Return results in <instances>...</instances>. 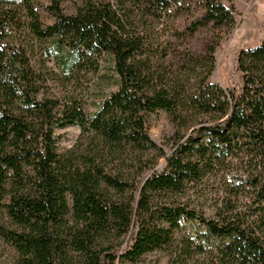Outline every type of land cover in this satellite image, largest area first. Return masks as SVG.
Instances as JSON below:
<instances>
[{"label": "trees", "instance_id": "trees-1", "mask_svg": "<svg viewBox=\"0 0 264 264\" xmlns=\"http://www.w3.org/2000/svg\"><path fill=\"white\" fill-rule=\"evenodd\" d=\"M64 1L50 0L53 21L45 25L35 0H0V237L16 253L12 264H139L153 252L170 264H264V172L256 208L241 216L210 220L154 201L180 193L235 151L264 162V38L237 54L239 93L207 84L211 48L191 95L184 81L158 70L140 28L146 16L159 22L162 11L183 0H81L73 15L62 11ZM199 23L231 25L233 10L204 0ZM49 58L56 72H45ZM54 80L98 98L94 112L86 114L73 94L64 102L43 96ZM157 111L173 127L169 155L146 129ZM191 124L200 125V135L185 134ZM68 126L87 140L79 155L56 152L54 132ZM161 158L165 167L157 171ZM187 229L177 242L175 233ZM127 235L118 253L114 243Z\"/></svg>", "mask_w": 264, "mask_h": 264}, {"label": "rangeland", "instance_id": "rangeland-1", "mask_svg": "<svg viewBox=\"0 0 264 264\" xmlns=\"http://www.w3.org/2000/svg\"><path fill=\"white\" fill-rule=\"evenodd\" d=\"M99 2H114L115 0H93ZM35 8L43 24H51L53 18L47 11L50 0H35ZM226 8L233 10V23L228 26H216L213 23H199L204 14V0H183L172 2L161 12L160 21H152L146 16L141 22V29L147 31L150 52L156 53L157 68L166 79L181 80L186 85V91L191 95L197 94L201 74L206 72L209 50H214L215 60L213 71L207 84H215L227 95L230 92L239 93L243 86L242 73L237 70L236 58L241 50L259 46L264 38V0H222ZM81 0H65L61 4L62 11L73 15L81 6ZM136 14H139L135 12ZM218 44V45H216ZM40 62L39 57L34 58ZM46 73L56 72L53 59H44ZM39 67V64L35 66ZM81 76L82 73H81ZM84 83L86 80L81 79ZM43 96L58 99L61 102L73 94L83 103L86 114L94 112L93 103L99 99L89 96H79L80 90L72 86L63 89L54 81H48ZM200 125L191 124L185 132L188 135L198 134ZM146 129L151 141L169 155L175 148L172 140L173 127L168 115L163 111L149 114L146 118ZM55 149L59 155H79L87 145L85 137L80 136L76 126L56 129L54 132ZM181 142V141H180ZM156 155V152H152ZM165 167V159L157 161L154 169ZM264 172V162L253 153L244 150L235 151L232 155L221 159L220 163L212 162L203 175L194 182H188L180 193H162L154 201L183 205L195 210L210 220L229 217L254 210L256 186L261 181ZM146 171L138 181L146 175ZM113 200L119 196L111 192ZM254 206V207H253ZM1 222V219H0ZM185 232L175 233L178 241ZM130 236L121 239L117 252L120 253L129 244ZM114 242V241H113ZM16 258L14 249L0 237V264H12ZM121 264V263H118ZM139 264H170V257L162 252H153L144 256Z\"/></svg>", "mask_w": 264, "mask_h": 264}, {"label": "water", "instance_id": "water-1", "mask_svg": "<svg viewBox=\"0 0 264 264\" xmlns=\"http://www.w3.org/2000/svg\"><path fill=\"white\" fill-rule=\"evenodd\" d=\"M155 170L160 171L161 169L159 167H157Z\"/></svg>", "mask_w": 264, "mask_h": 264}, {"label": "bare ground", "instance_id": "bare-ground-1", "mask_svg": "<svg viewBox=\"0 0 264 264\" xmlns=\"http://www.w3.org/2000/svg\"><path fill=\"white\" fill-rule=\"evenodd\" d=\"M162 167V165H160V167L159 168H161Z\"/></svg>", "mask_w": 264, "mask_h": 264}]
</instances>
